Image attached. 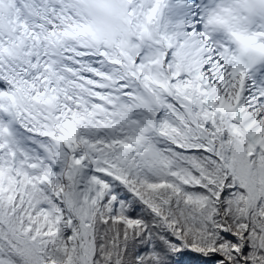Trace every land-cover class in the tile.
Listing matches in <instances>:
<instances>
[{
	"label": "snow or ice",
	"instance_id": "snow-or-ice-1",
	"mask_svg": "<svg viewBox=\"0 0 264 264\" xmlns=\"http://www.w3.org/2000/svg\"><path fill=\"white\" fill-rule=\"evenodd\" d=\"M0 264H264V0H0Z\"/></svg>",
	"mask_w": 264,
	"mask_h": 264
}]
</instances>
